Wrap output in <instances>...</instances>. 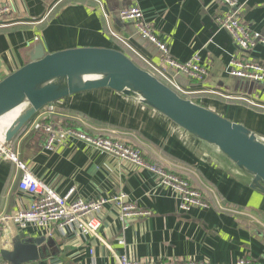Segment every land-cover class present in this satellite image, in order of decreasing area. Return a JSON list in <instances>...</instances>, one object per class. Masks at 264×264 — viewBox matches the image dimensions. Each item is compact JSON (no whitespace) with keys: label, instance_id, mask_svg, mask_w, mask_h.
<instances>
[{"label":"crops","instance_id":"crops-1","mask_svg":"<svg viewBox=\"0 0 264 264\" xmlns=\"http://www.w3.org/2000/svg\"><path fill=\"white\" fill-rule=\"evenodd\" d=\"M239 2L240 22L264 35V0ZM131 6L144 12L176 61L201 57L208 71L204 82L168 68L155 44L143 39L133 24L120 21V12ZM0 8L7 9L0 14V82L29 63L39 45L47 54L75 48L116 49L151 73L152 67H159L177 87L191 93L185 97L172 87L181 96L264 138V80L228 75L233 60L264 67V46L238 48L219 25V19L231 13L221 0H0ZM53 106L54 115L48 120L142 149L149 163L178 172L205 189L214 207L182 212L174 190L151 172L73 138L47 150L42 131L27 133L24 128L10 148L37 178L62 196L74 189L73 199L109 202L98 213L102 223L98 237L56 229L50 238L44 231L21 232L13 224L5 231L0 228V264H8L1 251L12 250L23 238L54 241L53 254L31 264H117L122 255L137 261L236 264L249 259L264 264V195L251 190L246 185L249 177L215 146L185 136L164 116L109 89L77 94ZM21 176L16 164L1 155L0 216L32 203L33 198L19 190ZM121 195L149 215L122 218L114 201ZM219 202L241 213L222 212Z\"/></svg>","mask_w":264,"mask_h":264},{"label":"water","instance_id":"water-1","mask_svg":"<svg viewBox=\"0 0 264 264\" xmlns=\"http://www.w3.org/2000/svg\"><path fill=\"white\" fill-rule=\"evenodd\" d=\"M109 89L135 99L164 116L185 136L219 152L249 177L246 185L264 195V138L181 96L124 52L110 48H75L47 54L43 45L30 62L0 82V118L25 106L7 130L0 152L43 109L71 96ZM54 241L23 238L2 250L8 264H31L49 258Z\"/></svg>","mask_w":264,"mask_h":264},{"label":"built area","instance_id":"built-area-1","mask_svg":"<svg viewBox=\"0 0 264 264\" xmlns=\"http://www.w3.org/2000/svg\"><path fill=\"white\" fill-rule=\"evenodd\" d=\"M222 3L230 8L231 13L219 19L221 29L227 31L233 38L235 44L240 50H253L257 46H264V35L260 32H251L239 20L240 2L239 0H221ZM7 9L0 8V14L6 12ZM121 22L131 23L136 28L141 37L152 44H155L163 54L164 64L168 68L173 69L178 74L187 78L204 82L208 75V71L201 65V57L196 55L190 61L181 63L176 61L169 52L166 43L157 36L151 24L146 22L144 12L136 7L131 6L122 10L119 14ZM111 35H118L109 31ZM124 45L129 46L125 39H121ZM154 75H157L167 81L169 86L176 88L177 91L184 96L191 95L190 92L182 90L176 84L166 77L159 67H152ZM228 75L236 78L262 81L264 80V67L255 62L245 63L241 60H233L228 69ZM54 106L45 108L40 111L25 127L27 133L40 132L44 134L45 148L54 150L58 145L70 139H77L85 142L89 146L102 150L122 162H129L139 169H145L156 175L160 182L174 190L179 201V209L188 213L194 209L208 210L214 207L213 202L209 198V194L205 189L196 187L189 179L181 176L175 171L166 170L165 168L149 163L144 157L142 149L127 143L126 141L106 136H91L85 132L74 129L65 128L60 122L48 120L47 117L54 115ZM12 160L17 168L21 170L22 176L19 181V190L31 196L32 203L28 208L20 209L12 215L2 214L0 216V228L5 231L7 225H15L19 231L26 233L27 231L39 232L44 231L47 237L52 236L53 230L59 232H76L83 236L98 237L102 223L98 218L100 210L109 202L107 199L85 200L81 197L73 199L75 190H70L66 195H60L52 190L46 183L37 178L30 169L23 164L17 154L13 152L10 145L5 146L0 152V156L4 155ZM114 201L120 208V215L124 219H132L137 217L148 216L149 213L142 211L137 205L130 203L126 195L115 198ZM218 208L222 212L238 213L241 212L233 209L228 205L217 203ZM44 234V235H45ZM117 264H210L205 261L193 259H184L180 261L162 260V259H141L131 260L126 256H119ZM236 264H259L249 259H240Z\"/></svg>","mask_w":264,"mask_h":264},{"label":"bare ground","instance_id":"bare-ground-1","mask_svg":"<svg viewBox=\"0 0 264 264\" xmlns=\"http://www.w3.org/2000/svg\"><path fill=\"white\" fill-rule=\"evenodd\" d=\"M25 108V106L19 107L0 118V149L3 146L7 130L18 120Z\"/></svg>","mask_w":264,"mask_h":264},{"label":"trees","instance_id":"trees-1","mask_svg":"<svg viewBox=\"0 0 264 264\" xmlns=\"http://www.w3.org/2000/svg\"><path fill=\"white\" fill-rule=\"evenodd\" d=\"M186 97V96H185ZM163 168H165L164 166H162ZM166 169V168H165ZM166 170H168V169H166ZM170 170V169H169ZM170 171H172V170H170ZM182 176V175H181Z\"/></svg>","mask_w":264,"mask_h":264}]
</instances>
